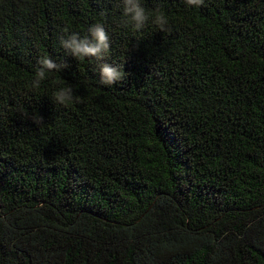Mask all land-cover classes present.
Masks as SVG:
<instances>
[{"label": "trees", "instance_id": "16d2710c", "mask_svg": "<svg viewBox=\"0 0 264 264\" xmlns=\"http://www.w3.org/2000/svg\"><path fill=\"white\" fill-rule=\"evenodd\" d=\"M141 3L169 30L122 0H0V264H264V0ZM96 23L112 86L59 44ZM42 55L69 67L33 89Z\"/></svg>", "mask_w": 264, "mask_h": 264}, {"label": "clouds", "instance_id": "9594fccd", "mask_svg": "<svg viewBox=\"0 0 264 264\" xmlns=\"http://www.w3.org/2000/svg\"><path fill=\"white\" fill-rule=\"evenodd\" d=\"M187 6L200 7L203 6L204 0H185ZM123 15L127 18L125 24H131L132 27L139 31L144 28L146 23L151 22L155 24L160 31H168V18L166 14L160 9L154 11L146 10L142 5L141 0H122ZM62 35L59 37V44L72 57L84 60L85 58H95L98 61V69L102 85L112 86L121 82L125 78V72L122 65H114L106 61V57L110 53L111 41L109 35L102 24L96 23L87 29V34L81 36L76 32H69L64 28ZM67 63H57L48 55H42L38 58L34 73L31 80V87L33 89L39 88L49 75L55 71L60 72L67 69ZM53 97L56 103L60 105H68L70 103L79 102V97L75 96L71 85H65L58 88ZM43 117H39L37 121L42 122Z\"/></svg>", "mask_w": 264, "mask_h": 264}]
</instances>
